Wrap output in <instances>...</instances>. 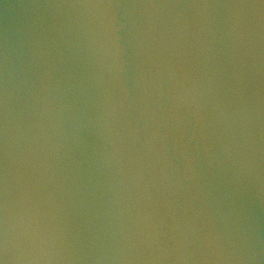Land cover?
<instances>
[{
  "label": "water",
  "instance_id": "obj_1",
  "mask_svg": "<svg viewBox=\"0 0 264 264\" xmlns=\"http://www.w3.org/2000/svg\"><path fill=\"white\" fill-rule=\"evenodd\" d=\"M5 258L264 264V2L0 0Z\"/></svg>",
  "mask_w": 264,
  "mask_h": 264
},
{
  "label": "snow or ice",
  "instance_id": "obj_2",
  "mask_svg": "<svg viewBox=\"0 0 264 264\" xmlns=\"http://www.w3.org/2000/svg\"><path fill=\"white\" fill-rule=\"evenodd\" d=\"M262 2H264V0H262ZM108 6H111V5H108ZM5 244H6V241H5ZM5 261H6V258L0 259V264H5Z\"/></svg>",
  "mask_w": 264,
  "mask_h": 264
}]
</instances>
